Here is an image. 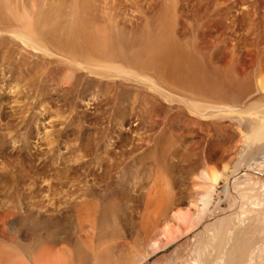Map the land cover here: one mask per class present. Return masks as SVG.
Wrapping results in <instances>:
<instances>
[{"label": "bare ground", "instance_id": "obj_1", "mask_svg": "<svg viewBox=\"0 0 264 264\" xmlns=\"http://www.w3.org/2000/svg\"><path fill=\"white\" fill-rule=\"evenodd\" d=\"M40 1L20 28L0 0V46L30 61L58 53L56 91L72 103L68 96L70 110L24 143L0 122V264H141L197 228L219 180L227 191L238 126L259 119L241 108L264 101V0H209L218 8L205 13L201 32H184L188 0H155L149 22L128 26L142 33L133 49L102 23L83 25L78 0ZM81 35L93 52L81 53ZM86 76L112 80L100 82L102 100L74 98L71 83ZM133 92L139 101H128ZM260 125L249 140L264 136ZM196 180L200 193L178 192ZM230 220L207 227L221 251L215 264H235L247 249L237 235L226 241Z\"/></svg>", "mask_w": 264, "mask_h": 264}, {"label": "rangeland", "instance_id": "obj_2", "mask_svg": "<svg viewBox=\"0 0 264 264\" xmlns=\"http://www.w3.org/2000/svg\"><path fill=\"white\" fill-rule=\"evenodd\" d=\"M2 1L5 8L10 12L20 28L23 27V16L24 14L27 15V10L29 11L33 4L41 2L40 0H38V2L37 0ZM154 1L155 0H78L72 2V7H75L78 10L83 8L84 11L82 12L81 10L82 14H80L82 18L80 22L85 21L83 25H88L91 22L102 23L103 26L107 27L108 35L109 33H113L114 36H118L120 40L123 41L125 47L129 44L126 49H133L141 42L140 37L142 33L138 29L134 30V28L129 31L130 29L128 26L135 22L137 24H139V22L143 23L145 18L146 21L149 22L151 17L148 15V8H153ZM160 1L163 4H166L170 0ZM174 1L177 3V1L180 0ZM191 1L192 0L189 2L188 0L187 4V6H189L188 18H185V24L187 25L185 26L184 32H189V30L193 32H201L206 19L205 13L209 12L211 15L218 7L216 4H212L211 7L209 0L205 3L200 2V4H197L196 0ZM157 7L158 5H154L155 12H158V9H156ZM62 8L65 11L68 10L67 5L61 7V9ZM109 25L110 27L112 26L110 29L108 28ZM59 28L60 27L52 28L49 31L48 37H57V34L60 32ZM179 28L180 27L175 28L176 34H178ZM73 34L77 35V33L74 32ZM82 36L85 37V35H81V39L79 38L80 40L76 38V43L82 48L81 53L93 52L92 50H89L93 44V40L92 43L91 41L86 42ZM176 36L178 37V35ZM128 38L132 40L130 41ZM5 48L6 47L4 46H0V122L3 131H10L13 138L15 137L18 141L20 139L21 141L19 142L24 143V141H27V138H30L31 136L40 137L41 135L37 134L43 130V126H46L47 128V125H49L48 123L54 121L59 114L61 115L66 110H70L68 99L70 98V102L72 103V98L71 95H68V98L66 94H62L61 96V93L56 91L55 85L58 78L61 77L59 74H54V70L57 68L54 61L58 59V53L49 51L45 54V58L42 60L40 59L42 57L36 56L40 55V53H38L35 56H31L30 58L33 60L30 61L26 56L21 54L20 49H17V53L15 54H17L16 57L21 59V61L14 63L12 58L16 57H11L9 54V58L8 53L10 52L5 53L7 51ZM93 49L108 51L107 48H104L103 50L101 48L97 49L93 47ZM62 65L68 66L69 64L64 62ZM106 81L108 82L112 80L105 78L101 79L98 78V76H86V78H83L81 81L78 80V83L70 82L71 86H74L77 89L74 98L77 101H82L83 99L84 102L92 99H94L93 101H95V99L102 100L103 93L101 88L103 85H101L100 82L107 84ZM16 83H18L19 86ZM140 98L141 95L133 92L128 97V101L135 102L139 101ZM248 104H250V102H247L246 107L241 109H247L248 111L253 112L254 115H252V117H258L259 119L247 120L241 122L238 126V150L233 156L235 158L233 163L230 164L231 167L224 169L225 175L228 176L226 184L227 191H223L225 186L224 179L219 180L212 193V204L209 207L208 214L197 228L189 233L187 237L184 236L173 242L174 244L171 243L166 246V249L164 248L153 253L151 257L149 256L147 260L141 264H194L193 259H195V261L197 260V263L199 262V264H205L203 263L204 257L209 261L208 264H215L213 260L220 255L221 251L219 248L215 249L213 242L208 240L209 235L207 233V227L210 226V229L211 225L213 226L212 228L216 227L215 229L223 227L221 221L224 218L228 220L231 219L230 222L232 223L230 228L231 232H229L228 235L224 234L226 241H228L229 235H237L244 243L243 245L247 248L242 258L237 260L235 264H264V136L254 141L247 138L253 129L260 127V124L264 121V101H257V103L254 101L250 109H248ZM236 108L239 110V105H237ZM48 119H51L52 121H49ZM31 143L34 145V141ZM246 143H251V145L249 146L248 144V147H246ZM234 165L236 166L234 167ZM198 182L199 180H196L193 185L190 183V186L189 182H187V185L186 181H182L180 182V190L178 189V192L182 193L184 196L191 192L193 195H195L196 192L200 193L202 187L199 186L200 182ZM193 206L194 205H190L191 208L189 207L192 212L195 210V206ZM140 212V208H138L137 213H134V216H132L135 218L129 222L128 229L133 233L137 232L133 221L137 220L136 216L139 215ZM218 264H230V262H228V258L224 259L223 257Z\"/></svg>", "mask_w": 264, "mask_h": 264}]
</instances>
